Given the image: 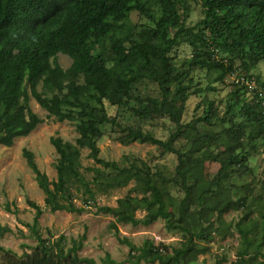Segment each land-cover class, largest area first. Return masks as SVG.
Listing matches in <instances>:
<instances>
[{"label": "trees", "instance_id": "obj_1", "mask_svg": "<svg viewBox=\"0 0 264 264\" xmlns=\"http://www.w3.org/2000/svg\"><path fill=\"white\" fill-rule=\"evenodd\" d=\"M132 12L146 23L139 28L129 24ZM181 46L189 49L182 60L177 55ZM58 54L71 58L67 68L59 64ZM260 61L264 0H0V144L11 146L44 121L31 108V98L46 118L72 122L77 133L73 142L50 137L57 154L55 179L38 168L32 151L24 148L22 156L46 207L79 214L94 206V214L115 218L109 228L128 247L120 261L109 252L99 261L79 257L85 233L66 249L43 239L38 227L43 210L27 199L34 216L32 223L22 225L37 245L23 257L0 246L6 254L0 264H192L215 238L234 232L239 243L230 264H264V192L254 194L253 189L264 188V180L252 186L229 180L251 172L249 157L259 148L264 152V104L246 85L231 81L224 99L197 103L201 114L183 121L193 95L216 91L235 70L264 90V80L251 73ZM201 75L205 86L196 77ZM146 82L157 87L158 96L139 94L137 87ZM106 104L130 111L139 121L168 118L174 128L166 139L156 137L141 124L121 123ZM103 126L121 144H151L162 155L174 154V175L167 178L129 155L100 157ZM193 132L188 144H182ZM83 149L93 166L83 167ZM206 162L218 164L212 176L205 173ZM83 170L91 171V178ZM123 175L132 177L131 191L115 207L99 205L96 194L121 187ZM171 183L180 188L181 197L170 193ZM230 211L242 214L237 221H226L224 214ZM159 219L167 231L181 234L176 245L145 239L137 246L119 235L117 223L147 226ZM8 231L0 226V235ZM226 260L220 256L214 264Z\"/></svg>", "mask_w": 264, "mask_h": 264}, {"label": "rangeland", "instance_id": "obj_2", "mask_svg": "<svg viewBox=\"0 0 264 264\" xmlns=\"http://www.w3.org/2000/svg\"><path fill=\"white\" fill-rule=\"evenodd\" d=\"M199 9H196L191 16L194 21L198 18ZM146 23L145 17L132 12L129 18V24L132 26H143ZM177 55L180 60L189 55V49L185 46L179 47ZM59 64L63 68H67L71 63V58L64 54H58ZM253 78L259 75L264 80V61H260L258 65L251 70ZM196 76L202 86L206 84V78ZM232 77H226L223 83L217 84L214 92L201 93L193 95L188 103L187 109L183 116L185 123L191 121L201 114V108L195 110L197 103L205 104L207 99H214L218 102L224 99L230 86ZM139 94H148L158 96L157 87L149 82L142 83L138 87ZM219 103V102H218ZM30 105L34 112L44 121L39 123L36 128L26 136L14 139L11 146H3L0 144V226H7L11 231L4 232L0 235V246L5 250L15 253L17 256L23 257L25 253H31L37 245L31 231L23 226V223H32L34 209L28 206L27 199L38 203L43 212L38 219L39 232L43 239L50 242H56L64 249L72 245H76L80 236L85 233L86 238L82 241V247L77 251L79 257H91L99 261L105 252H109L112 258L117 261L125 259L128 247L117 241L113 235L109 224L114 221V217L107 214H94L95 207L91 206L82 213H69L66 211H51L45 206L43 198L44 194L34 180V175L26 164L25 158L22 156L24 148L30 150L34 154L35 162L38 168L45 172L50 180L55 179L56 172L54 163L57 154L53 145L50 143L51 136H60L63 140L73 142L77 136L74 124L69 121L58 122L53 118H46V111L42 109L37 102L31 98ZM109 114H116L121 123H128L133 126L141 124L143 128L149 130L156 137L166 139L174 126L168 118H154L149 121H139V118L130 111L116 109L109 104L105 105ZM199 129L203 127L198 126ZM103 136L98 140L100 157L109 160H119L123 155H129L130 159H139L145 165L150 166L152 171L170 178L174 175L175 155L167 153L162 155L160 150L151 144L131 142L121 144L114 140L113 134L110 133L109 126H103ZM195 133L187 134V139L182 144H188ZM263 148H259L249 157V163L252 171L244 174L242 177L236 175L229 180L242 185L249 182L252 185L261 184L264 180V152ZM88 150L81 151V161L83 167L93 166V160L87 157ZM218 164L215 162L205 163V173L212 176L216 173ZM89 179L92 176L91 171L83 170ZM124 184L116 189L109 190L106 193L98 192L96 194V202L99 205H109L115 207L116 200L125 196L134 186V181L130 175H123ZM254 194L256 192H264V188L254 186ZM170 193L175 197H181L182 191L174 183L169 185ZM75 192V189L73 190ZM136 195V192H131ZM81 194L78 193L75 204L80 205ZM141 212L137 216H141ZM240 211H230L224 214L226 221H237L241 216ZM253 217H257L256 214ZM260 219V217H257ZM254 223V222H253ZM259 224L260 220L258 221ZM164 221L159 219L156 222L143 226H132L131 224L117 223L120 236L130 239L135 245L140 246L145 239L153 241L154 244L165 243L176 245L181 238L179 232L167 231ZM239 243V236L236 232L226 239L215 238L210 244V250L192 264H214L220 256L227 258L221 264H230L236 258L235 253ZM264 253V246L262 248ZM6 254L0 251V262H3ZM130 264V263H124ZM140 264H151L141 262ZM154 264H158L155 262Z\"/></svg>", "mask_w": 264, "mask_h": 264}, {"label": "built area", "instance_id": "obj_3", "mask_svg": "<svg viewBox=\"0 0 264 264\" xmlns=\"http://www.w3.org/2000/svg\"><path fill=\"white\" fill-rule=\"evenodd\" d=\"M235 70V72H232L229 77H232V81L235 84H243L246 85L250 93L256 94L257 97H259L264 104V90L258 88L255 81L253 79H248L244 75H239Z\"/></svg>", "mask_w": 264, "mask_h": 264}]
</instances>
